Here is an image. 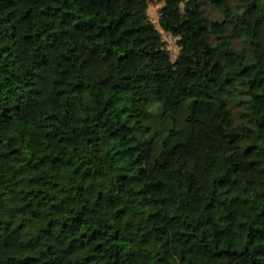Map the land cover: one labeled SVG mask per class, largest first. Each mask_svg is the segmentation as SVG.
<instances>
[{
  "label": "trees",
  "instance_id": "trees-1",
  "mask_svg": "<svg viewBox=\"0 0 264 264\" xmlns=\"http://www.w3.org/2000/svg\"><path fill=\"white\" fill-rule=\"evenodd\" d=\"M39 1L0 0V264H264V0H157L175 59L150 0L108 40Z\"/></svg>",
  "mask_w": 264,
  "mask_h": 264
},
{
  "label": "rangeland",
  "instance_id": "rangeland-1",
  "mask_svg": "<svg viewBox=\"0 0 264 264\" xmlns=\"http://www.w3.org/2000/svg\"><path fill=\"white\" fill-rule=\"evenodd\" d=\"M39 0H16V2L10 5L8 2H3V6L10 8L12 15L15 17L24 14L30 7L39 5ZM120 0H80L79 8L82 12H98L100 16L111 21V26L106 27H94L93 30L99 32L102 40H108L110 36H115L120 31L121 27L126 23L118 24V15L120 10ZM163 3H159L157 0H150L148 7V14L150 19L155 22L156 26L162 31L163 38L166 45L170 51L171 57L175 59L179 52V45L177 43V38L172 34L164 31L159 23L160 18V8ZM207 12L211 17H218V12L213 9L209 4H206ZM34 30L32 16L29 15L25 21L20 25V31L26 34H32ZM33 43V40H30ZM212 63V59L205 62L203 59H199L196 65V76L195 81L201 82L204 80V69L205 65L209 67ZM156 121V120H155ZM162 122V121H161ZM155 122L159 127L163 126V123Z\"/></svg>",
  "mask_w": 264,
  "mask_h": 264
}]
</instances>
